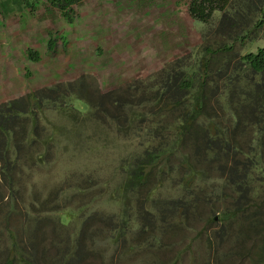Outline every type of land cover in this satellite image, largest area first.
<instances>
[{
  "label": "rangeland",
  "instance_id": "374dc122",
  "mask_svg": "<svg viewBox=\"0 0 264 264\" xmlns=\"http://www.w3.org/2000/svg\"><path fill=\"white\" fill-rule=\"evenodd\" d=\"M187 4L82 0L69 21L44 0H0V103L37 95L18 106L23 149H10L8 165L0 160V264H264L258 131L246 137L239 163L228 158L197 180L207 195L184 190L178 152L172 166L153 168L146 186L124 193L126 164L152 138L146 130L119 133L109 103L99 107L100 119L84 120V100L70 97L79 113L64 102L68 84L84 75L105 92L192 52L204 25ZM245 183L254 190L241 191ZM227 211L233 214L223 217Z\"/></svg>",
  "mask_w": 264,
  "mask_h": 264
},
{
  "label": "trees",
  "instance_id": "16d2710c",
  "mask_svg": "<svg viewBox=\"0 0 264 264\" xmlns=\"http://www.w3.org/2000/svg\"><path fill=\"white\" fill-rule=\"evenodd\" d=\"M44 1L70 21L72 6L82 0ZM7 5V1L2 3L6 11ZM187 10L204 25L201 42L192 52L143 80L102 92L95 77L84 75L69 83V92L64 93L65 103L74 96L90 107L84 120L100 119L99 107L106 102L111 105L106 113L119 133L137 137L146 130L145 135L152 138L126 164L124 193L146 186L153 168L161 162L171 165L170 157L178 152L184 190L207 195V188L197 192V180L209 178L208 172L228 158L239 163L249 133L258 131L260 137L252 140L264 146V0H188ZM27 56L39 59L32 49L27 50ZM87 78L93 87L87 88ZM32 97L37 95L0 103V160L7 165L10 149L22 150L27 133L18 106ZM253 162L257 164L259 158ZM245 185L240 190L246 193L255 188ZM259 213L254 212V222L260 221ZM232 214L227 211L223 217Z\"/></svg>",
  "mask_w": 264,
  "mask_h": 264
},
{
  "label": "crops",
  "instance_id": "0c3cea01",
  "mask_svg": "<svg viewBox=\"0 0 264 264\" xmlns=\"http://www.w3.org/2000/svg\"><path fill=\"white\" fill-rule=\"evenodd\" d=\"M11 98H2L1 99V102H6V101H8V100H10ZM13 157V156H12Z\"/></svg>",
  "mask_w": 264,
  "mask_h": 264
}]
</instances>
